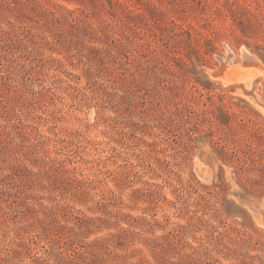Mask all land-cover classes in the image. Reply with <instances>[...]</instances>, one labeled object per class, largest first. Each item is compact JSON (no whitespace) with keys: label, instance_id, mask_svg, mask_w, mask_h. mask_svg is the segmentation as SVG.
Masks as SVG:
<instances>
[{"label":"rangeland","instance_id":"374dc122","mask_svg":"<svg viewBox=\"0 0 264 264\" xmlns=\"http://www.w3.org/2000/svg\"><path fill=\"white\" fill-rule=\"evenodd\" d=\"M142 53L264 132V0H0V264H264V161L161 116Z\"/></svg>","mask_w":264,"mask_h":264},{"label":"trees","instance_id":"16d2710c","mask_svg":"<svg viewBox=\"0 0 264 264\" xmlns=\"http://www.w3.org/2000/svg\"><path fill=\"white\" fill-rule=\"evenodd\" d=\"M178 35H169V39ZM141 57L149 59L145 69V83L165 98L161 116L177 121L187 127L186 130L191 129L196 134L209 137L217 151V161H231L238 167L263 164L264 155L260 149L264 145V132L260 127L248 131L245 129L246 116L236 109L243 102L241 98L232 96L229 89L199 80L192 83L189 89L177 83L170 86L173 77L164 69L169 66L170 59L166 62L160 55L150 58L146 53H142ZM161 65L163 68L160 70ZM152 102L151 109L156 112L157 102ZM195 104L199 107L196 108ZM249 121L254 122L251 119Z\"/></svg>","mask_w":264,"mask_h":264},{"label":"water","instance_id":"95a60500","mask_svg":"<svg viewBox=\"0 0 264 264\" xmlns=\"http://www.w3.org/2000/svg\"><path fill=\"white\" fill-rule=\"evenodd\" d=\"M247 59H248V57H246ZM262 224H263V226H264V218H263V220H262Z\"/></svg>","mask_w":264,"mask_h":264},{"label":"bare ground","instance_id":"6f19581e","mask_svg":"<svg viewBox=\"0 0 264 264\" xmlns=\"http://www.w3.org/2000/svg\"><path fill=\"white\" fill-rule=\"evenodd\" d=\"M246 53V52H245ZM252 58V57H251ZM248 59L250 60V58L248 57Z\"/></svg>","mask_w":264,"mask_h":264}]
</instances>
